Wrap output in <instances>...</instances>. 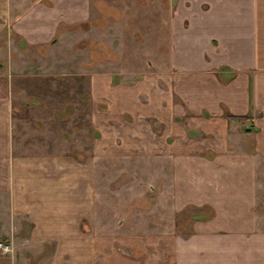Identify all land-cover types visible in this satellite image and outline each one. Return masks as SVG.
Masks as SVG:
<instances>
[{
    "label": "crops",
    "instance_id": "1",
    "mask_svg": "<svg viewBox=\"0 0 264 264\" xmlns=\"http://www.w3.org/2000/svg\"><path fill=\"white\" fill-rule=\"evenodd\" d=\"M92 1L0 0V238L12 248L0 264H129L111 242L98 249L91 231L96 148L73 158L20 147L12 136L19 62L40 63L41 48L52 64L95 63L73 49L80 24L95 14ZM165 1L155 14L165 31L155 45L166 47L158 70L121 84L125 94L115 92L98 127L103 154L128 144L137 150L129 155L150 161L158 222L196 210L189 233L156 235L161 253L141 264H264V0ZM107 45L115 47L112 38ZM85 75L94 97L95 68ZM90 122L97 130L94 114Z\"/></svg>",
    "mask_w": 264,
    "mask_h": 264
},
{
    "label": "rangeland",
    "instance_id": "2",
    "mask_svg": "<svg viewBox=\"0 0 264 264\" xmlns=\"http://www.w3.org/2000/svg\"><path fill=\"white\" fill-rule=\"evenodd\" d=\"M159 3L165 6L166 1ZM92 4L95 14L80 24L82 42L75 44L73 49H79L80 57L87 55L95 63L52 64L47 62L41 48L37 49L42 55L40 63L19 62L22 72L12 77L16 82L11 104L12 136L20 147H33L34 152L48 150L73 158H87L86 155L96 148L93 207L96 223L91 230L95 232L96 247L103 249L105 243L111 242L112 251L124 255L129 264H141L143 260L150 263L153 254L161 253L153 237L189 233V221L196 210L186 208L174 215L172 221L168 222L167 216L163 223L158 222L160 216L151 208L155 196L150 161L129 155L137 150L128 144L122 149L112 145L108 155L103 154L105 145H100L98 127L109 118V109L114 110L115 92L120 94L121 90L125 94L121 84L134 86L141 82L142 76L158 70L157 56L166 47L155 45L156 40L162 43L165 35L163 18L160 16L159 22L155 14L164 9L163 6L154 7L155 0H94ZM109 5L119 8L113 10L107 8ZM109 14L111 16H107ZM153 20H156L155 25ZM141 24L144 29H136ZM66 35L70 36L69 33ZM111 38L113 48L107 45ZM73 49L69 48V51ZM29 53L28 58L36 57L35 51ZM109 58H117L118 62H106ZM89 68H95L97 75L94 97L87 90L85 74ZM105 86H108L107 92L103 90ZM126 98L134 100L131 96ZM91 114L98 122L97 130H92ZM119 151L124 153L123 158L114 156L119 155ZM259 203L262 204L259 212L264 216V195H258ZM108 235L112 241L104 238ZM31 263L35 264L36 258ZM15 264L23 263L17 260Z\"/></svg>",
    "mask_w": 264,
    "mask_h": 264
},
{
    "label": "built area",
    "instance_id": "3",
    "mask_svg": "<svg viewBox=\"0 0 264 264\" xmlns=\"http://www.w3.org/2000/svg\"><path fill=\"white\" fill-rule=\"evenodd\" d=\"M11 251V244L5 239H0V257L7 256Z\"/></svg>",
    "mask_w": 264,
    "mask_h": 264
}]
</instances>
